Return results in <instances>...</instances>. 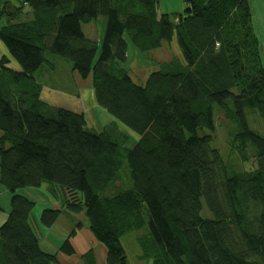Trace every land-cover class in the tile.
<instances>
[{
	"label": "trees",
	"instance_id": "trees-1",
	"mask_svg": "<svg viewBox=\"0 0 264 264\" xmlns=\"http://www.w3.org/2000/svg\"><path fill=\"white\" fill-rule=\"evenodd\" d=\"M160 2L0 0L9 53L0 59V210L3 190L12 195L0 264L59 263L58 253L41 249L36 200L19 193L44 185L57 201L59 189L67 193L72 213L85 209L106 264H131L121 239L145 227L137 238L145 264H264V134L246 113L264 117V66L249 1L184 0L186 10L175 14H160ZM100 17L107 26L98 54L83 25ZM175 36L183 60L135 82L127 38L150 52ZM64 62L116 119L101 131L83 113L41 99L46 73ZM216 111L234 129L233 150L257 168L224 161L213 145ZM61 213L44 210L40 223L52 227ZM59 252L75 254L69 239Z\"/></svg>",
	"mask_w": 264,
	"mask_h": 264
},
{
	"label": "rangeland",
	"instance_id": "rangeland-1",
	"mask_svg": "<svg viewBox=\"0 0 264 264\" xmlns=\"http://www.w3.org/2000/svg\"><path fill=\"white\" fill-rule=\"evenodd\" d=\"M248 1L250 5L255 32L260 42L259 49L262 58V63L264 66V0H248ZM186 8L187 5L184 2V0H161L159 4V12L161 11L163 13H171V14L183 13L186 10ZM3 22L5 21H2L1 25L4 24ZM106 26H107V20L105 17H100L91 24L83 25V30L85 35L88 38H92L99 43L98 54H100L101 52V46L103 43ZM127 41H128L129 49H128V62L126 63V68L129 70L130 75L137 83L145 84L149 75L152 72L160 70V65L162 63L169 62L174 58L183 60L182 51L180 49L176 36L174 37L171 43L164 42L162 47L150 52L140 51L131 42L129 38H127ZM2 48L7 49L5 43L2 40H0V49ZM64 63L65 64L60 66L59 71L56 73V75L53 76L47 75L46 80L47 82L53 84V86H55L56 88L72 93L75 91L78 82L75 78V74L74 75L72 74L71 76V72L68 68V62H64ZM16 65H18V63ZM88 81L90 80L84 82L85 86L88 85ZM94 109H95L93 110L94 114H96L95 118H97V120L103 124L102 126H106L114 122V120H116L114 119V117H112L108 112L100 108L98 105L94 107ZM85 113L87 115V119L90 120L89 122L90 125H92L93 124L92 119H90V117L88 116L91 113V109H87ZM85 113L83 114L85 115ZM246 113H247V121L250 128L254 131L264 134V117L259 113V111L247 109ZM216 121H217V131L214 134L213 145L219 149L224 161L228 164V166L231 169L247 170V171L250 169L257 168V164H253L250 161H242L240 153L238 151L233 150L230 143L231 142L230 139H231V133L234 129L231 126L230 122L225 119L223 113H219V112L217 113L216 111ZM118 123H119V128L122 131H124L127 136H129L132 142H137L139 140L140 136L137 133L129 129L124 124L120 122ZM101 129L102 128H100L99 131H101ZM132 142H129V144L131 145ZM127 174L128 176H130L129 171L127 172ZM130 182H131V178H130ZM20 191H23L22 192L23 194H27L31 192L30 190H26V188L21 189ZM34 196L35 195H32V198H35ZM38 196L41 197L40 195ZM39 199L37 200L38 204L36 202L35 207L40 205L41 201ZM58 203L66 211V214L60 218L61 223L67 226V228L70 227V230L79 229L80 228L78 226L79 222H81L80 224H84L86 228L82 232H80L81 233L80 240L86 241V235H87L86 232L91 233V230L85 209H83L79 213H72L67 208V204L65 200L60 201ZM70 214L75 215L76 218H74V221L70 220L69 218ZM202 215L204 217H211L210 212L206 208H204V210L202 211ZM147 229L148 228L145 227L140 231L129 232L126 235H124L121 239L131 264L146 263L145 261H142L140 258V255H142V250L137 238L138 235L146 233Z\"/></svg>",
	"mask_w": 264,
	"mask_h": 264
},
{
	"label": "crops",
	"instance_id": "crops-1",
	"mask_svg": "<svg viewBox=\"0 0 264 264\" xmlns=\"http://www.w3.org/2000/svg\"><path fill=\"white\" fill-rule=\"evenodd\" d=\"M163 13L160 11V14ZM7 49H0V59L8 55ZM15 60H11L10 66L13 67L16 70H19V65L15 64ZM59 71V69L56 67L55 74ZM74 75V73H71ZM51 74L46 73V76ZM52 75V76H53ZM75 78L77 80V85L75 88V91L70 93L62 89H58L51 83L44 84V90L42 94V100L46 103H49L54 106H60L67 109H71L75 112L79 113H85L87 109H91L90 119H92L93 126L90 125V120H86L88 122L89 127L93 128L94 130H98L102 128L103 124L95 118L96 114H94V107L97 106L95 94L93 87L91 85V82L88 81V85H84V82L87 80H83L80 76L75 74ZM46 79V77H45ZM87 89V90H86ZM93 90V91H92ZM82 99V100H81ZM30 190V193H27L26 195H30L32 198V195H35L33 198L34 200L39 199L40 205L35 207L34 209V217L37 224V233L40 238V246L41 249L44 252L47 253H58V264H106V257H107V249L106 247L100 243L94 235L91 233L86 232V241H81V233L86 227L84 224H78L81 225L79 229H72L70 230V227L67 228V226L63 225L61 223L60 218L66 214V211L62 208V206L58 203L60 201H66L68 200V195L61 189H59V192L61 194L59 200L53 199V196L50 192V187L47 185H44L43 187L39 189H26ZM23 191H19V193H22ZM33 193V194H32ZM32 194V195H31ZM40 195L41 197H39ZM11 193L7 190H3L1 194V207L2 210H0V226L5 223V221L8 219L10 209H11ZM38 204V202H37ZM47 209H59L62 213L58 219V221L52 226V227H46L43 224L40 223V217L44 210ZM69 218L71 221H74L75 215L70 214ZM73 236L72 233H74ZM80 233V234H79ZM69 239L72 243L75 254L68 256L66 254H63L62 252H59V249L62 247L63 243L66 242V240ZM93 253V259H87L86 255L88 252Z\"/></svg>",
	"mask_w": 264,
	"mask_h": 264
}]
</instances>
